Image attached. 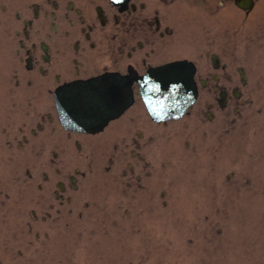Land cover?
Wrapping results in <instances>:
<instances>
[{"label": "flooded vegetation", "instance_id": "1", "mask_svg": "<svg viewBox=\"0 0 264 264\" xmlns=\"http://www.w3.org/2000/svg\"><path fill=\"white\" fill-rule=\"evenodd\" d=\"M257 47L264 53V0H0V264H21L29 243L51 238L43 227L71 225L82 164L108 162L127 194L150 186L156 127L170 121L149 116L139 85L97 133L62 125L59 89L187 61L196 99L182 118L229 124L252 93Z\"/></svg>", "mask_w": 264, "mask_h": 264}, {"label": "rangeland", "instance_id": "2", "mask_svg": "<svg viewBox=\"0 0 264 264\" xmlns=\"http://www.w3.org/2000/svg\"><path fill=\"white\" fill-rule=\"evenodd\" d=\"M262 51L229 124L184 117L156 127L146 193L122 191L108 162L89 172L82 164L89 175L71 225L43 227L51 238L29 243L21 264H264Z\"/></svg>", "mask_w": 264, "mask_h": 264}, {"label": "water", "instance_id": "3", "mask_svg": "<svg viewBox=\"0 0 264 264\" xmlns=\"http://www.w3.org/2000/svg\"><path fill=\"white\" fill-rule=\"evenodd\" d=\"M193 72V67L182 61L152 69L143 77L104 74L69 83L55 95L61 123L69 130L100 131L131 104L134 82H138L153 120H177L195 100Z\"/></svg>", "mask_w": 264, "mask_h": 264}]
</instances>
